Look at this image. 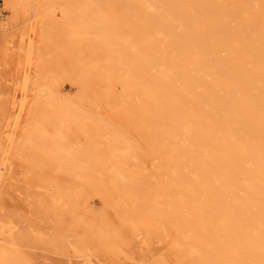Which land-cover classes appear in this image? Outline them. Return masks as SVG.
<instances>
[{
  "label": "bare ground",
  "instance_id": "1",
  "mask_svg": "<svg viewBox=\"0 0 264 264\" xmlns=\"http://www.w3.org/2000/svg\"><path fill=\"white\" fill-rule=\"evenodd\" d=\"M52 60L76 93L47 81ZM10 62L5 143L19 138L31 171L107 176L97 190L119 186L126 215L171 222L181 264H264V0H1L0 78ZM136 136L159 164L151 185L128 164ZM86 225L106 250L123 240L101 218ZM0 264L31 263L0 242Z\"/></svg>",
  "mask_w": 264,
  "mask_h": 264
},
{
  "label": "rangeland",
  "instance_id": "2",
  "mask_svg": "<svg viewBox=\"0 0 264 264\" xmlns=\"http://www.w3.org/2000/svg\"><path fill=\"white\" fill-rule=\"evenodd\" d=\"M50 63L52 69L45 71L47 81H52L54 88L63 85L64 94L76 93L77 87L66 78L62 63L59 60ZM6 68L8 73L0 78V220L9 221L12 228L10 237L0 230V242L18 249L31 264H155L160 259L168 264H181L177 252L173 251L176 237L171 222L165 221L163 215H155L148 227H144L145 224L135 220L131 213L126 215L124 207L115 204L113 199L119 194V186L114 190L109 182V191L105 195L97 190L96 179L98 182L108 180L107 176L96 177L88 171L81 178L93 179L95 185L81 186L77 177L55 184L53 180L30 170L28 160H23L21 152L16 150L19 138L11 146L5 143L6 127L11 118L12 77L16 75L13 63L7 64ZM33 97L32 92L28 104ZM104 108L106 105H103ZM26 116L24 113L23 121L17 128L20 135L25 128ZM135 138L133 154L128 157L127 163L147 176L151 185L158 178L154 175L159 172V164L153 158L148 142L141 137ZM112 140L108 139L98 146L94 162L99 161L96 156H101V153L98 152L108 149ZM57 185L63 192L69 190L74 193L69 206L53 202L59 189ZM99 218L103 224L117 228L123 237L116 243L117 249L113 252L101 246L100 238L93 239L94 233L86 225L94 224Z\"/></svg>",
  "mask_w": 264,
  "mask_h": 264
}]
</instances>
